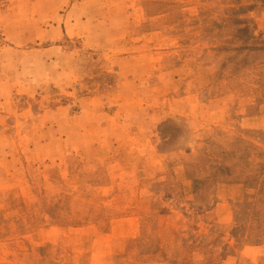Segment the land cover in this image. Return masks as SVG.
Returning a JSON list of instances; mask_svg holds the SVG:
<instances>
[{
	"label": "rangeland",
	"instance_id": "1",
	"mask_svg": "<svg viewBox=\"0 0 264 264\" xmlns=\"http://www.w3.org/2000/svg\"><path fill=\"white\" fill-rule=\"evenodd\" d=\"M0 264H264V0H0Z\"/></svg>",
	"mask_w": 264,
	"mask_h": 264
},
{
	"label": "crops",
	"instance_id": "2",
	"mask_svg": "<svg viewBox=\"0 0 264 264\" xmlns=\"http://www.w3.org/2000/svg\"><path fill=\"white\" fill-rule=\"evenodd\" d=\"M200 153H201L200 156H202L204 152L200 151ZM225 165L230 166V165L227 164V163H226ZM200 182H201V186L203 187L204 185H207V184L210 182V179H209V178H208V179H204V180H201ZM171 216H172V215H168L166 218L171 219V218H170Z\"/></svg>",
	"mask_w": 264,
	"mask_h": 264
}]
</instances>
